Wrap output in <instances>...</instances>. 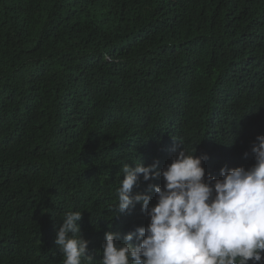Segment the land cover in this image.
I'll use <instances>...</instances> for the list:
<instances>
[{
  "label": "trees",
  "instance_id": "16d2710c",
  "mask_svg": "<svg viewBox=\"0 0 264 264\" xmlns=\"http://www.w3.org/2000/svg\"><path fill=\"white\" fill-rule=\"evenodd\" d=\"M258 134L264 0H0V264H62L74 210L100 264L105 232L135 244L149 222L115 213L124 163L163 169L176 139L220 178L254 164ZM152 184L132 193L154 205Z\"/></svg>",
  "mask_w": 264,
  "mask_h": 264
},
{
  "label": "clouds",
  "instance_id": "9594fccd",
  "mask_svg": "<svg viewBox=\"0 0 264 264\" xmlns=\"http://www.w3.org/2000/svg\"><path fill=\"white\" fill-rule=\"evenodd\" d=\"M181 150L163 169L124 163L115 213L135 203L149 218L147 226L124 234L105 232L100 264H253L264 261V134L251 143L254 164L222 167L220 178L206 176L202 161L182 141ZM162 176L163 187L152 184L156 203L146 193H132L141 179ZM82 210L67 211L56 231L55 245L62 264H91L88 241L81 236Z\"/></svg>",
  "mask_w": 264,
  "mask_h": 264
}]
</instances>
